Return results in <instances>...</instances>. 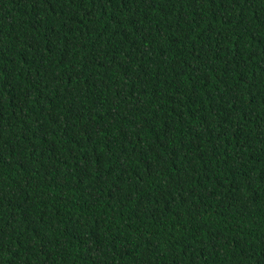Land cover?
Here are the masks:
<instances>
[{"label":"trees","instance_id":"trees-1","mask_svg":"<svg viewBox=\"0 0 264 264\" xmlns=\"http://www.w3.org/2000/svg\"><path fill=\"white\" fill-rule=\"evenodd\" d=\"M0 264H264V0H0Z\"/></svg>","mask_w":264,"mask_h":264}]
</instances>
